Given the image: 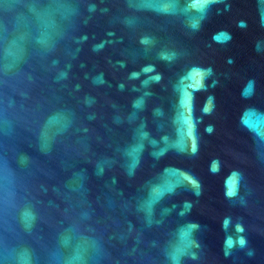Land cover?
I'll list each match as a JSON object with an SVG mask.
<instances>
[{
	"label": "water",
	"instance_id": "1",
	"mask_svg": "<svg viewBox=\"0 0 264 264\" xmlns=\"http://www.w3.org/2000/svg\"><path fill=\"white\" fill-rule=\"evenodd\" d=\"M0 264H264V0H0Z\"/></svg>",
	"mask_w": 264,
	"mask_h": 264
},
{
	"label": "snow or ice",
	"instance_id": "2",
	"mask_svg": "<svg viewBox=\"0 0 264 264\" xmlns=\"http://www.w3.org/2000/svg\"><path fill=\"white\" fill-rule=\"evenodd\" d=\"M234 186H235V181H233L232 186L229 188V192H228L229 195H233L234 194ZM240 243L243 244L244 241L241 240Z\"/></svg>",
	"mask_w": 264,
	"mask_h": 264
},
{
	"label": "clouds",
	"instance_id": "3",
	"mask_svg": "<svg viewBox=\"0 0 264 264\" xmlns=\"http://www.w3.org/2000/svg\"><path fill=\"white\" fill-rule=\"evenodd\" d=\"M234 195V194H233Z\"/></svg>",
	"mask_w": 264,
	"mask_h": 264
}]
</instances>
